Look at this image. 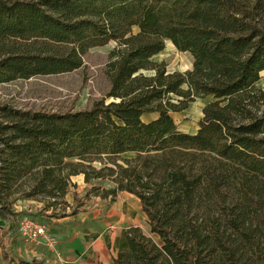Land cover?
I'll return each instance as SVG.
<instances>
[{
	"label": "trees",
	"instance_id": "trees-1",
	"mask_svg": "<svg viewBox=\"0 0 264 264\" xmlns=\"http://www.w3.org/2000/svg\"><path fill=\"white\" fill-rule=\"evenodd\" d=\"M113 42L110 90L90 108L0 105V219L38 199L30 216H59L83 175L116 185L90 194L130 193L148 218L115 264H264V0H0V85L75 72ZM167 42L191 70L154 61ZM209 97L197 133L181 132L172 114Z\"/></svg>",
	"mask_w": 264,
	"mask_h": 264
},
{
	"label": "crops",
	"instance_id": "crops-1",
	"mask_svg": "<svg viewBox=\"0 0 264 264\" xmlns=\"http://www.w3.org/2000/svg\"><path fill=\"white\" fill-rule=\"evenodd\" d=\"M209 103L205 101V105ZM172 114L174 120L175 115ZM158 113H148L142 116L144 123L158 119ZM203 118V113L200 120ZM181 132L196 134L199 126ZM182 129V130H181ZM73 184H78V192L86 184L84 176L71 178ZM74 188L66 196L69 207L58 208L51 217V212L39 215L38 218L48 225L49 233L58 240L56 250L49 249L44 244L25 241L18 232L17 223L12 219H0V264H11V260L37 261L40 264H115L118 255L129 250L127 232L130 228L140 227L149 233L148 218L142 210L141 201L127 192L118 193L117 197L96 201L78 208L72 215L73 208L70 196ZM44 205L34 201H18L15 205L17 213H36ZM66 209V210H65ZM66 215L60 217L61 215Z\"/></svg>",
	"mask_w": 264,
	"mask_h": 264
},
{
	"label": "rangeland",
	"instance_id": "rangeland-1",
	"mask_svg": "<svg viewBox=\"0 0 264 264\" xmlns=\"http://www.w3.org/2000/svg\"><path fill=\"white\" fill-rule=\"evenodd\" d=\"M134 31L137 32V29ZM118 48V44L113 42L107 46L92 49L84 57V67L72 73L20 79L9 84L0 85V105H9L21 110L52 113L88 109L95 101L106 97L110 90L108 64L111 62V53L117 51ZM154 61L166 63L167 70L170 73H184L191 70L193 66V57L188 53L178 52L170 42H167L166 49L157 55ZM146 74L152 75V73ZM261 76L262 78L257 87L264 90V72ZM211 100V97L204 100L198 99L187 110L175 115L178 128L183 126L182 129L186 131L191 128L195 129L199 124L198 121L202 115L205 101L209 102ZM124 157L131 158L134 155H125ZM93 186L99 188L101 192L116 187L111 181H100L95 182L94 185L86 184V187L78 192V184H73L71 180L70 188L75 190L72 192L74 195L70 196L74 208L71 209V212H77L78 208L96 201L98 197L90 194ZM38 201L42 200L38 199ZM38 201L34 202L44 205L43 202ZM66 207H69V205ZM59 208L63 209V207ZM155 240L160 243L159 238L156 237Z\"/></svg>",
	"mask_w": 264,
	"mask_h": 264
},
{
	"label": "built area",
	"instance_id": "built-area-1",
	"mask_svg": "<svg viewBox=\"0 0 264 264\" xmlns=\"http://www.w3.org/2000/svg\"><path fill=\"white\" fill-rule=\"evenodd\" d=\"M18 232L27 242L44 244L51 250L58 247V240L49 233L48 225L38 217L23 215L19 220Z\"/></svg>",
	"mask_w": 264,
	"mask_h": 264
}]
</instances>
